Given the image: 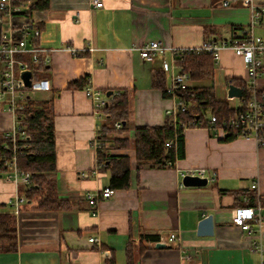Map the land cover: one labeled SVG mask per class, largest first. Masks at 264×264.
Returning a JSON list of instances; mask_svg holds the SVG:
<instances>
[{
  "label": "crops",
  "instance_id": "0c3cea01",
  "mask_svg": "<svg viewBox=\"0 0 264 264\" xmlns=\"http://www.w3.org/2000/svg\"><path fill=\"white\" fill-rule=\"evenodd\" d=\"M254 1L264 5V0ZM250 17L245 1L222 8L220 0H105V6L97 9L89 0H50L49 11L36 18L40 36L28 40L51 50L49 64L34 67L36 79L47 80L50 89L31 99L52 100L57 155L52 174L58 198L70 207L44 211L24 202L14 212L12 202L25 195V187L16 188L0 174V214L15 215L18 243L16 252H0V264H128V247L132 264H264V255L252 250L255 235L232 221L233 210L253 207L251 195L264 198V146L253 139L227 140L233 134L207 126L188 127L184 158L174 166L145 167L140 172L134 149L112 150L115 156L130 158L131 186L115 190L112 197L92 207L86 196L109 187L110 171L98 167L95 147L105 123L96 118L84 89L69 87L88 76L90 85L105 94L127 93L129 131L125 135L133 140L136 127L163 125L177 103L152 85L153 73H166L165 65H171V54L158 52L148 62L132 48L149 41L178 48H198L210 40L222 43L241 37ZM253 31L264 39V18ZM67 45H91L95 50L74 57L65 50ZM17 58L30 59L28 54ZM231 81L247 88L248 74L243 58L224 46L213 76L190 79L185 88L210 90L216 101L238 109L243 99L228 96ZM256 87L264 92V69ZM206 115L210 117L211 111ZM16 124L6 96L0 101V134L11 132ZM107 134L110 140L117 137ZM198 169L211 176L208 185L185 187L184 175ZM253 183H258L257 190L251 188ZM207 216H213L214 235L199 236V223ZM161 234H175L176 240L157 248L159 238L142 239Z\"/></svg>",
  "mask_w": 264,
  "mask_h": 264
},
{
  "label": "trees",
  "instance_id": "16d2710c",
  "mask_svg": "<svg viewBox=\"0 0 264 264\" xmlns=\"http://www.w3.org/2000/svg\"><path fill=\"white\" fill-rule=\"evenodd\" d=\"M30 2V7L13 15V30L16 40L23 36L25 27L40 28V22L36 20L38 15L45 14L50 9V0H13L14 6ZM2 27L0 26V32ZM217 43L216 40H213ZM178 67L183 73L189 74L191 80L211 78L214 74L215 60L212 54L207 52L185 53L175 58ZM43 69V65H39ZM153 87L159 88L166 94L167 75L164 71H156L152 77ZM236 84L231 81L229 85ZM88 85V76L71 82L70 88L84 89ZM242 99L246 103L249 92L244 85ZM179 100L188 107V111L179 112L177 124L173 123V116H167L161 126H138L135 128V136L130 140L125 135L129 131V100L127 93L113 94L109 97V106L103 110L104 125L100 132L103 149L99 151V163L101 168L110 171L109 187L113 190L128 189L131 186V160L128 156H115L112 150L134 149L136 153L137 172L145 167L156 168L174 166L177 159L185 157L184 127L192 122L207 125V111L217 117L218 121L234 118L242 109L231 108L227 102L216 101L210 90H196L181 88L177 90ZM19 135L17 147V161L21 169L33 174L32 186L24 190L26 204H34L37 210L68 209L69 203L58 198L56 180L53 172L57 166L54 111L52 100L29 99L24 110L20 112ZM115 122H121L122 128L115 130ZM114 131L117 137L113 140L105 139L107 133ZM236 137L230 135L227 140ZM175 140V145L166 146V142ZM5 145L8 148H4ZM27 146L28 148H24ZM13 142L0 134V174L4 173V153L11 154ZM252 206L260 202L264 205V198L259 200L251 195ZM157 235H144L145 241H157ZM18 249L16 217L14 214H0V252H16ZM128 264H132V256L128 247Z\"/></svg>",
  "mask_w": 264,
  "mask_h": 264
},
{
  "label": "built area",
  "instance_id": "2783aa9c",
  "mask_svg": "<svg viewBox=\"0 0 264 264\" xmlns=\"http://www.w3.org/2000/svg\"><path fill=\"white\" fill-rule=\"evenodd\" d=\"M239 1H245L249 4L251 17L249 26L243 30V34L239 38H232L229 41L216 43L210 40L198 48H178V47H164L158 41H149L142 46L133 47L140 57L145 61H152L158 52H168L171 54V65H165L166 73L169 77V85L166 89L167 97L173 99L177 103V109L169 111L168 116H173V123L177 122V115L179 112L188 111V107L183 104L178 96L177 90L185 88L186 83L190 80L189 74L183 72H176L177 64L175 58L178 55L185 53H200L207 52L212 54L215 63L220 61V50L224 46L230 47L238 56L244 60L247 74L249 98L246 103L242 100L241 111L232 119H224L218 121L217 117L211 115L207 119V128L216 130L221 133L234 134L236 137L244 139H253L258 146H264V92H261L256 87V80L262 74L264 69V39L256 36L253 29L264 18V5L256 4L254 0H220L222 8H231ZM31 3H24L19 6L13 5V0H0V63H1V82H0V101L6 96L9 97V110L16 118V127L6 133V138L13 142V151L11 154L4 153L2 159L4 161L5 171L3 178L6 182L13 184L16 188L25 187L30 188L32 184L33 174L21 169L17 161V147L16 142L19 137L24 138V134L19 133L20 112L24 110L25 104L33 95L39 92H46L50 89V84L47 80H37L35 78V66L47 65L51 60V50L43 48L35 43H29V38H38L40 30L34 29L33 26L23 29V36L16 40L13 30V15L27 10ZM91 7L101 9L105 6V0H89ZM77 22H81L80 14H76ZM65 50L72 56L78 57L84 54L85 51L93 52L95 49L90 45L88 48H76L67 45ZM28 54L29 61L20 60L17 55ZM169 66V67H168ZM31 70L33 73L32 85L27 87L21 78V72ZM19 71V75L17 74ZM85 95L91 100L93 104L94 114L96 118L102 119L104 117L103 110L109 106V97L100 90L94 89L88 80V85L84 88ZM239 108V109H240ZM191 127L200 126L196 122H192ZM115 130L122 128L121 122H115L113 125ZM188 126L184 127V130ZM105 139L110 140L107 134ZM95 147L99 153L103 149L102 139L100 134L95 139ZM175 140L166 142L167 147L175 145ZM4 148H8L6 145ZM24 148H28L24 146ZM98 163V167H102ZM97 171H93L95 173ZM186 175L206 177L211 180V176L205 169L191 170ZM214 175V174H213ZM185 176V175H184ZM258 183H253L251 188L257 190ZM115 190L107 187L102 193L98 195L88 194L86 198L92 207H96L101 199H108L112 197ZM259 200L260 197L257 196ZM25 195H18L15 201L12 202L14 212H19V207L26 202ZM96 215L97 211H93ZM232 221L242 231L255 235V240L252 244V250L264 255V205L258 202L253 207L237 208L232 212ZM176 240L175 234L165 236L161 234L156 244H164L169 246ZM91 242L99 243L97 238H90Z\"/></svg>",
  "mask_w": 264,
  "mask_h": 264
},
{
  "label": "water",
  "instance_id": "95a60500",
  "mask_svg": "<svg viewBox=\"0 0 264 264\" xmlns=\"http://www.w3.org/2000/svg\"><path fill=\"white\" fill-rule=\"evenodd\" d=\"M21 78L24 81V84L27 87H31L32 85V78L33 73L31 70H25L21 72ZM113 95V92H108L106 94L107 97H110ZM228 96L229 97H242V89L235 86L230 85L228 90ZM209 183L208 178L206 177H199V176H191V175H185L183 177L182 184L185 187H205ZM198 235L199 236H213L214 235V220L213 216H207L203 220L200 221L198 226ZM157 248H163L165 247L164 244H157Z\"/></svg>",
  "mask_w": 264,
  "mask_h": 264
},
{
  "label": "rangeland",
  "instance_id": "374dc122",
  "mask_svg": "<svg viewBox=\"0 0 264 264\" xmlns=\"http://www.w3.org/2000/svg\"><path fill=\"white\" fill-rule=\"evenodd\" d=\"M17 74L19 75V71H17ZM37 76H39V75H38V72L35 70V78H36ZM36 95H37V94H36ZM112 132L115 133L114 131H111V132H109V133H112Z\"/></svg>",
  "mask_w": 264,
  "mask_h": 264
}]
</instances>
